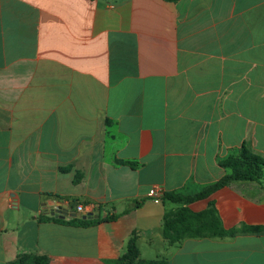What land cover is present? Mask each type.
I'll return each mask as SVG.
<instances>
[{
	"label": "crops",
	"instance_id": "0c3cea01",
	"mask_svg": "<svg viewBox=\"0 0 264 264\" xmlns=\"http://www.w3.org/2000/svg\"><path fill=\"white\" fill-rule=\"evenodd\" d=\"M242 147L264 159V0H0V264H112L131 238L146 261L264 264V178L147 197L201 192ZM208 210L224 235L194 234Z\"/></svg>",
	"mask_w": 264,
	"mask_h": 264
},
{
	"label": "trees",
	"instance_id": "16d2710c",
	"mask_svg": "<svg viewBox=\"0 0 264 264\" xmlns=\"http://www.w3.org/2000/svg\"><path fill=\"white\" fill-rule=\"evenodd\" d=\"M220 166L224 169L230 170V174L221 178L215 184L203 189L201 192L190 195L181 196L171 193H164L162 201H170L173 203L191 204L198 200H203L213 194L215 191L223 188L233 181H258L262 177L261 167L264 166V159L250 154L245 147H242L240 154L237 157H230L220 163ZM186 210L175 214H167L164 217V233L163 237L170 239L169 241L177 240V236H180L181 232L176 228L177 223L184 222ZM203 216H207V220L202 222ZM194 220L203 223L202 226L196 228L194 234L205 231L212 235H224L225 231L221 228L219 221L215 218L214 212L208 210L202 214L195 215ZM115 217H108L107 221L114 220ZM53 221L60 224H67L71 226L88 227L99 222L97 220H80V219H70L68 221L61 219H53ZM199 223V224H201ZM187 228H183V232ZM180 233V234H179ZM12 264H49L48 260L44 257H33V256H20ZM112 264H168L165 260H152L146 261L139 258V252L136 246V240L131 238L127 250L124 255L112 262Z\"/></svg>",
	"mask_w": 264,
	"mask_h": 264
},
{
	"label": "water",
	"instance_id": "95a60500",
	"mask_svg": "<svg viewBox=\"0 0 264 264\" xmlns=\"http://www.w3.org/2000/svg\"><path fill=\"white\" fill-rule=\"evenodd\" d=\"M42 210L44 213L47 211H51L49 214L54 217L55 219L61 220H70V219H80V220H91V219H98V215H93L92 213L78 215L74 212V210L60 202H52L49 201L42 205Z\"/></svg>",
	"mask_w": 264,
	"mask_h": 264
},
{
	"label": "built area",
	"instance_id": "2783aa9c",
	"mask_svg": "<svg viewBox=\"0 0 264 264\" xmlns=\"http://www.w3.org/2000/svg\"><path fill=\"white\" fill-rule=\"evenodd\" d=\"M163 190L160 187H151L148 192H147V197L152 200L154 203H160L162 197H163ZM74 212L78 215H84L88 213L93 212V207L82 204V203H77L74 208ZM93 214V213H92Z\"/></svg>",
	"mask_w": 264,
	"mask_h": 264
}]
</instances>
